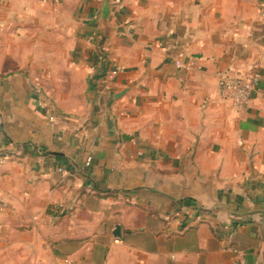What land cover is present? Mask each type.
<instances>
[{
    "label": "crops",
    "instance_id": "obj_1",
    "mask_svg": "<svg viewBox=\"0 0 264 264\" xmlns=\"http://www.w3.org/2000/svg\"><path fill=\"white\" fill-rule=\"evenodd\" d=\"M216 204L264 208V0H0V264H264Z\"/></svg>",
    "mask_w": 264,
    "mask_h": 264
},
{
    "label": "built area",
    "instance_id": "obj_2",
    "mask_svg": "<svg viewBox=\"0 0 264 264\" xmlns=\"http://www.w3.org/2000/svg\"><path fill=\"white\" fill-rule=\"evenodd\" d=\"M176 66L179 65L176 64ZM121 73L122 70L120 68L110 65L107 69V82L104 83L102 90L107 93H111V88L108 85V79L112 80ZM259 83L260 81L258 75H253L249 80L241 78H224L219 83V97L224 101H233L238 107H244L251 100L252 93L257 90ZM89 162L90 159H87L86 164H89Z\"/></svg>",
    "mask_w": 264,
    "mask_h": 264
},
{
    "label": "water",
    "instance_id": "obj_3",
    "mask_svg": "<svg viewBox=\"0 0 264 264\" xmlns=\"http://www.w3.org/2000/svg\"><path fill=\"white\" fill-rule=\"evenodd\" d=\"M108 10H109V6L108 5H104L103 7V12L100 16V22H101V26H102V36L103 37H107L106 34V22H107V17H108ZM128 92V87L127 89L115 94L113 96V99L115 101L120 100L122 97H124L126 95V93ZM124 139V138H123ZM200 211H202L199 208ZM219 210H223L225 211V213L234 219H246V218H251V217H261L264 219V208H252L248 211H237V212H233L231 211L226 205L224 204H216L214 207H212L211 210L208 211H204L206 213H213ZM112 238L114 240H118L120 238V228L118 226L114 227L113 232H112Z\"/></svg>",
    "mask_w": 264,
    "mask_h": 264
},
{
    "label": "trees",
    "instance_id": "obj_4",
    "mask_svg": "<svg viewBox=\"0 0 264 264\" xmlns=\"http://www.w3.org/2000/svg\"><path fill=\"white\" fill-rule=\"evenodd\" d=\"M93 87H95V86H93Z\"/></svg>",
    "mask_w": 264,
    "mask_h": 264
}]
</instances>
